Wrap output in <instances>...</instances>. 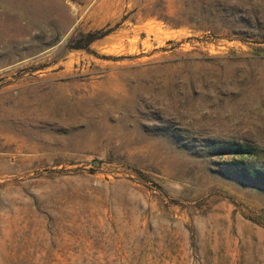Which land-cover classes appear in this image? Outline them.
<instances>
[{"label": "rangeland", "instance_id": "374dc122", "mask_svg": "<svg viewBox=\"0 0 264 264\" xmlns=\"http://www.w3.org/2000/svg\"><path fill=\"white\" fill-rule=\"evenodd\" d=\"M51 1L0 6V264H264L213 149L264 169V0Z\"/></svg>", "mask_w": 264, "mask_h": 264}, {"label": "trees", "instance_id": "16d2710c", "mask_svg": "<svg viewBox=\"0 0 264 264\" xmlns=\"http://www.w3.org/2000/svg\"><path fill=\"white\" fill-rule=\"evenodd\" d=\"M88 43L94 41L96 37L93 34L86 36ZM80 48V47H79ZM217 147L213 148L220 154H234V157L237 158L235 161L231 162L228 167V171H233L237 177L241 180L257 184L264 185V169L257 168L256 165L248 164L244 162V158L248 155H252L251 150L242 149L240 146H232L230 144L219 143L216 144Z\"/></svg>", "mask_w": 264, "mask_h": 264}, {"label": "bare ground", "instance_id": "6f19581e", "mask_svg": "<svg viewBox=\"0 0 264 264\" xmlns=\"http://www.w3.org/2000/svg\"><path fill=\"white\" fill-rule=\"evenodd\" d=\"M2 5L10 10H13L14 13L19 9L31 11L30 8H32L36 12L37 18L46 17L48 13L51 11L53 13L54 10V4L51 0H0V6L2 7ZM14 13L7 16L10 18L14 15Z\"/></svg>", "mask_w": 264, "mask_h": 264}]
</instances>
